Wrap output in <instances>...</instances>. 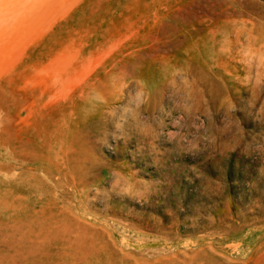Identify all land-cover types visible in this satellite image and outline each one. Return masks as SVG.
Wrapping results in <instances>:
<instances>
[{
  "label": "rangeland",
  "instance_id": "rangeland-1",
  "mask_svg": "<svg viewBox=\"0 0 264 264\" xmlns=\"http://www.w3.org/2000/svg\"><path fill=\"white\" fill-rule=\"evenodd\" d=\"M0 264H264V0H0Z\"/></svg>",
  "mask_w": 264,
  "mask_h": 264
},
{
  "label": "clouds",
  "instance_id": "clouds-1",
  "mask_svg": "<svg viewBox=\"0 0 264 264\" xmlns=\"http://www.w3.org/2000/svg\"><path fill=\"white\" fill-rule=\"evenodd\" d=\"M121 191L124 195H144L143 192L134 193L131 186H126Z\"/></svg>",
  "mask_w": 264,
  "mask_h": 264
}]
</instances>
